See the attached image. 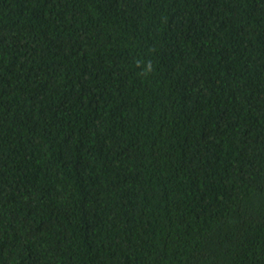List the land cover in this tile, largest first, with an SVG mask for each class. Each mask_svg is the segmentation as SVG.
Instances as JSON below:
<instances>
[{
    "label": "trees",
    "instance_id": "trees-1",
    "mask_svg": "<svg viewBox=\"0 0 264 264\" xmlns=\"http://www.w3.org/2000/svg\"><path fill=\"white\" fill-rule=\"evenodd\" d=\"M0 264H264V0H0Z\"/></svg>",
    "mask_w": 264,
    "mask_h": 264
}]
</instances>
